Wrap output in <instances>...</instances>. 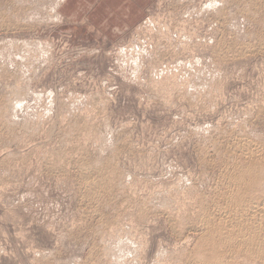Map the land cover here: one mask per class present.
<instances>
[{
	"label": "rangeland",
	"instance_id": "obj_1",
	"mask_svg": "<svg viewBox=\"0 0 264 264\" xmlns=\"http://www.w3.org/2000/svg\"><path fill=\"white\" fill-rule=\"evenodd\" d=\"M53 1L0 0V264H261L264 0H154L115 37Z\"/></svg>",
	"mask_w": 264,
	"mask_h": 264
},
{
	"label": "crops",
	"instance_id": "obj_2",
	"mask_svg": "<svg viewBox=\"0 0 264 264\" xmlns=\"http://www.w3.org/2000/svg\"><path fill=\"white\" fill-rule=\"evenodd\" d=\"M62 1L59 11L68 20L85 21L105 37H115L137 24L154 0Z\"/></svg>",
	"mask_w": 264,
	"mask_h": 264
},
{
	"label": "bare ground",
	"instance_id": "obj_3",
	"mask_svg": "<svg viewBox=\"0 0 264 264\" xmlns=\"http://www.w3.org/2000/svg\"><path fill=\"white\" fill-rule=\"evenodd\" d=\"M52 1H53V0H52ZM60 1H62V0H60ZM60 1L57 3V4H58V5H57L58 8L61 6V5H60V3H61ZM62 2H63V1H62ZM53 3H55V2L53 1ZM55 4H56V3H55ZM55 4H52V5H55ZM59 5H60V6H59ZM51 7H52V6H51ZM54 10H56L55 12H57V13H58V11H59V10H57V9H54ZM55 14H56V13H55ZM52 16H53V15H52ZM151 21H152V19H151ZM158 27H159V26H158ZM145 28H148V29H149V28H152V27H151V25L149 24V26H148V27L145 26ZM161 32H162V30H161ZM162 33H164V32H162ZM168 36H169V34H168ZM26 42H27V41H26ZM132 46H133V45H132ZM154 47H155V46H154ZM131 53H132V52H131ZM131 53H129V54H131ZM133 53H134V52H133ZM140 53H141V52H140ZM135 54H136V56H135ZM135 54H132V55L135 56L134 59L139 57V56H137V55H139L138 53H135ZM154 55H155V54H154ZM141 56H142V55H141ZM129 59H130V58H129ZM134 59H132V60H134ZM149 59H150V58H149ZM156 63H157V62H156ZM244 145H246V144H244ZM244 145H243V146H244ZM239 146H240V145H239ZM247 146H249V145H247ZM241 149H242V148H241ZM242 150H243V149H242ZM242 150H241V151H242ZM240 168H241V167H240ZM248 168L250 169L249 165L247 166V169H248ZM238 169H239V168H238ZM245 169H246V168H244V170H245ZM247 169H246V170H247ZM239 170H240V169H239ZM246 170H245V171H246ZM252 170H253V168H252ZM252 170H251V171H252ZM94 171H95V170H94ZM234 171H236V169H234ZM240 171H241V170H240ZM254 171H255V170H253L252 172H254ZM237 172H239V171L237 170ZM247 172H248V171H247ZM252 172H251V175L253 174ZM256 172H257V171H255V173H256ZM89 173H90V172H87V174H89ZM239 173H240V172H239ZM239 173H238V175H236V173H235V174L233 173V174H232L233 181H232V180H231V181H232V182L235 181V182L237 183V184H235V186L238 185V186H239L238 189H239V188L241 189V190L239 189L240 191L243 192L244 188H245V190L247 189V187H249L248 189H250V185H253V186L255 185V184H252L251 182H247V179H248V178H249L250 180H252V178H253V177H251V175H250V170H249V173H247V174H249V175H247V176L245 175L246 173L244 172V173H245L244 175H245L246 177H248V178L245 177V178H246V181L244 180V177H243V175H242L243 173H242V172H241L242 174H239ZM230 174H231V173H230ZM91 175H92V173H91ZM86 176H89V177H90V174H89V175H86ZM92 176H95V175H92ZM249 176H250V177H249ZM230 177H231V175H230ZM93 178H95V177H92V179H91V178H89V179L86 178V180L88 179V181L91 179V181L89 182L90 185H91V190H92V188L96 187V186H95L96 181H95V183H94V180H95V179H93ZM96 178H97V176H96ZM255 178H256V177H254V179H255ZM249 179H248V181H249ZM254 179H253V181H255ZM258 180H259V179H258ZM84 181H85V179H84ZM253 181H252V182H253ZM235 182H234V183H235ZM257 182H259V181H257ZM257 182H256V183H257ZM87 183H88V182H87ZM253 183H255V182H253ZM85 185L87 186V185H89V184H86V181H85ZM90 185L87 186V188H89ZM105 185H106V184H105ZM257 185H258V184H257ZM257 185H256V187H257ZM97 186H99V185H97ZM251 188H255V187H251ZM257 188H258V187H257ZM257 188H256V189H257ZM89 189H90V188H89ZM89 189H88V190H89ZM231 189H232V188H231ZM231 189H230V190H231ZM236 189H237V187H236ZM238 189H237V190H238ZM93 190H94V189H93ZM93 190H92V191H93ZM232 190H233V189H232ZM253 190H255V189H253ZM94 191H95V190H94ZM104 191H105V190H104ZM233 191H234V194H236V191H235V190H233ZM240 191H239V192H240ZM251 192H252V190H251ZM254 192H255V191H254ZM232 193H233V192H232ZM240 193H241V192H240ZM230 194H231V193H230ZM237 194H238V193H237ZM241 194H242V193H241ZM245 194H246V193H245ZM249 194H250V193H249ZM253 194H254V193H253ZM255 194H256V193H255ZM228 195H229V194H228ZM229 197H230V196H229ZM233 197H234V196H233ZM243 197L246 198L247 196H246V197L243 196ZM251 197H252V196H251ZM240 198H241V197H239V196H235V197L232 199V202L234 201V202H236V204H235L234 206H233V205H230V206H233V208H238L239 206H246L245 208H247V206H248V208H249L250 204L252 203V202L249 200L250 198H249V199H246V201H247L248 203H246L245 200H243V201H240V200H239V201H238V199H240ZM244 198H242V199H244ZM220 200H221V199H220ZM252 200H253V199H252ZM256 200L259 201L258 197H257ZM260 200H263V201H264V199H260ZM229 201H230V199H229ZM253 201H254V200H253ZM230 202H231V201H230ZM232 202H231V203H232ZM243 202H245V203H243ZM241 203H243L244 205H240ZM252 205H253V204H252ZM254 205H255V204H254ZM254 205H253V206H254ZM260 205H261V204H260ZM263 205H264V204H263ZM257 206L259 207V205H257ZM257 206L255 205L254 207L258 208ZM250 207H251V206H250ZM233 208H232V209H233ZM239 208H241V207H239ZM239 208H238V209H239ZM248 208H247V209H248ZM259 208L262 209L263 206H261V207H259ZM200 209H201V208H200ZM229 209L231 210L230 207H229ZM238 209H236V210L238 211ZM247 209H246L245 211H247ZM239 210H240V209H239ZM250 210H251V209H250ZM250 210H249V211H250ZM255 210H256V209H255ZM255 210L253 209V211H252V210H251V211L255 214V213H256ZM257 210H258V209H257ZM218 211H219V210H218ZM218 211H217V212H218ZM225 211H226V210H225ZM228 211H229V210H228ZM243 211H244V208H243ZM249 211H248V212H249ZM254 211H255V212H254ZM261 211H262V212H261ZM222 212H223V211H222ZM229 212H230V211H229ZM229 212H228V213H229ZM241 212H242V211H241ZM248 212H247V214H245L246 217H247V215H248ZM204 213H205V212H204ZM237 213H238V212H237ZM249 213H251V212H249ZM260 213H261V215H262V213H264V210H260ZM217 214H219V213H217ZM233 214H234V213H233ZM201 215H203V214H201ZM224 215H225V214H224ZM230 215H231V214H230ZM263 215H264V214H263ZM263 215L261 216V218H263V219H260V220H264V216H263ZM208 216H209V215H208ZM208 216H207V217H208ZM211 216H212V215H211ZM207 217H206V218H207ZM237 217H238V216H237ZM253 217H254V216H253ZM253 217L251 216L252 219H253ZM202 218H203V217H202ZM214 218H215V217H214ZM224 218H225V217H224ZM251 218H250V219H251ZM209 219H210V217H209ZM225 219H226V218H225ZM240 219H241V218H240ZM246 219H247V218H246ZM255 219H256V218H255ZM221 220H222V219H221ZM221 220H220V221L218 220V222H217V224L219 223V224H218L219 226H221V225L224 223V222L222 223ZM230 220H231V219H230ZM207 221H208V220H207ZM215 221H216V220H215ZM223 221H224V220H223ZM234 221H235V218H234ZM234 221H233V222H234ZM250 221H252V220H250ZM250 221H249V218H248V222H246V224L244 223V221H243V223H242V220H240L239 223H242V225H240V226L245 225V228H247L248 223H249ZM257 221H259V220H257ZM261 222H262V221H261ZM252 223L254 224L255 222L252 221ZM252 223L250 222V225H252ZM212 224H213V223H212ZM220 224H221V225H220ZM231 224H232V223H231ZM262 224H263L262 226H261V225L258 226L259 223L256 224L258 227H260V228L258 229V230H259L258 232H260V233L262 234V236H261V234L258 233V232H256V234H255V231H256L255 229H257V228H253V227L256 226L255 224H254L255 226L252 225V226H253L252 228H253L255 231L253 232L252 229H249V230L252 231V232H246V233H249V234H250V233L255 234V235H253L254 238L251 240L252 242L249 240V241H250V247L252 246V249H255V251H256V255L260 256V258H259L258 256L256 257V255H255V257H256L257 259H258V258L260 259L259 261L261 262V264H264V223H262ZM202 225H203V224H202ZM205 225H206V224H205ZM218 225H217V227H218ZM246 225H247V226H246ZM209 226H210V225H209ZM223 226H224V224H223ZM223 226H221V227H223ZM257 226H256V227H257ZM205 227H206V226H205ZM221 227H220V228H221ZM225 227H227V226H225ZM249 227H250V226H249ZM218 228H219V227H218ZM245 228H244V229H245ZM209 229H212V228L209 227ZM223 229H224V227H223ZM226 229H227V228H226ZM226 229H224V230L227 231ZM230 229H231V227H230ZM224 230L222 231V229H221V234H222V232L224 233ZM233 230H235V229H232V231H233ZM237 230H238V229H236V233H238ZM209 231H210V230H209ZM216 231H220V230H219V229H218V230L216 229ZM216 231H215V229L213 230V232H215L214 235H215V237H217V240H218V239H219V240H221V239H224V240H225V237H224V236H220V235H221L220 232L218 233V232H216ZM229 231H230V230L228 229V232H229ZM240 231H241V230H239V232H240ZM228 232H227V233H228ZM243 232H244V230H243ZM203 233H204V232H203ZM205 233H206V232H205ZM216 233H217L218 235H216ZM232 233H233V232H232ZM234 233H235V232H234ZM234 233L231 234V231H230L229 234L232 236V235H235ZM208 234H209V233H208ZM208 234H206V236H207ZM219 234H220V235H219ZM240 234H242V233H240ZM252 234H251V236H252ZM258 234H259V235H258ZM209 235H210V237H211V236H214V235H212V231H211V233H210ZM256 235H257V236H256ZM218 236H220V237H224V238H221V239H220V237L218 238ZM227 236H228V235H227ZM227 236H226V238H227ZM231 236H230V237H231ZM236 236L238 237V235H236ZM242 236H244V235H242ZM242 236H241V237H242ZM255 236H256V237H255ZM260 236H261V237H260ZM200 237H201V236H200ZM207 237H209V236H207ZM207 237H206V238H207ZM203 238H204V237H203ZM212 238H213V237H212ZM235 238H236V237H235ZM235 238L232 237V238H230V239H235ZM242 238H245V239L247 238V239H248V236H247V237L244 236V237H242ZM208 239H209V238H207V241H208ZM228 239H229V238H227L226 241H227ZM240 239H241V238H240ZM247 239H246V241H245L246 243H248V242H247ZM210 240H211V239H210ZM212 240L215 241L214 239H212ZM212 240H211L210 242H212ZM217 240H216V242H218ZM236 240H237V241H240V240H238V239H235V241H236ZM241 240H242V239H241ZM228 241H229V240H228ZM233 241H234V240H233ZM202 242H203V241H202ZM210 242H209V243H210ZM216 242H213L215 246H217ZM221 242H222V241H221ZM229 242H230V241H229ZM240 242H241V241H240ZM203 243H204V242H203ZM205 243H206V242H205ZM207 243H208V242H207ZM209 243H208V244H209ZM213 243H212V244H213ZM218 243H219V242H218ZM242 243L244 244V242H242ZM251 243H252V244H251ZM253 243H254V244H253ZM255 243H256V244H255ZM210 244H211V243H210ZM210 244H209V245H210ZM231 244H232V243H231ZM236 244H237V243H236ZM205 245H206V244H205ZM205 245H203V246H205ZM214 245H213V246L211 245V247H214ZM220 245H222V244H220ZM245 245H246V244H245ZM201 246H202V245H201ZM238 246H240V245H238ZM246 246H247V245H246ZM205 247H206V246H205ZM225 247H227V246L225 245ZM247 247H248V246H247ZM202 248H203V247H202ZM216 248H217V247H216ZM220 248H221V247H220ZM248 248H249V247H248ZM200 249H201V248H200ZM209 249H210L209 251H212V253H213V251L215 250V248H213V249L209 248ZM217 249H218V248H217ZM236 249H237V248H236ZM236 249H235V250H236ZM241 249H242V248H241ZM245 249H246V248H245ZM260 249H261V250H260ZM219 250H220V249H218V251H219ZM231 250H232V249H231ZM238 250H239V249H238ZM222 251H223V250H222ZM222 251H221V252H222ZM249 251H250V250H249ZM249 251H248V252H249ZM260 251H262V252H260ZM207 252H208V250H207ZM251 252H252V251H251ZM215 253H216V252H215ZM253 253H254V252H253ZM203 254H204V253H203ZM208 254H210V253H208ZM247 254H248V253H247ZM210 255H211V254H210ZM220 255H221V254H220ZM251 255H252V254H251ZM205 256H207V255L205 254ZM217 256H218V255H217ZM208 257H209V256H208ZM213 257H214V256H213ZM190 258H191V257H190ZM204 258H205V257H204ZM209 258H210V257H209ZM216 258H217V257H216ZM216 258H214V260H215ZM194 259H195V258H194ZM210 259H211V258H210ZM189 260H190V259H189ZM202 260H203V259H202ZM217 260H218V259H217ZM190 261H191V260H190ZM186 262H187V261H186ZM203 262H204V260H203ZM213 262H214L213 264L216 263L215 261H213ZM192 263H193V262H192ZM202 264H203V263H202Z\"/></svg>",
	"mask_w": 264,
	"mask_h": 264
},
{
	"label": "built area",
	"instance_id": "obj_4",
	"mask_svg": "<svg viewBox=\"0 0 264 264\" xmlns=\"http://www.w3.org/2000/svg\"><path fill=\"white\" fill-rule=\"evenodd\" d=\"M154 23V20L152 21ZM149 23L151 24V19L149 20ZM146 25V24H145ZM148 27V25H146ZM143 27V26H142ZM152 35V33H150ZM149 34V35H150ZM156 34V33H155Z\"/></svg>",
	"mask_w": 264,
	"mask_h": 264
}]
</instances>
